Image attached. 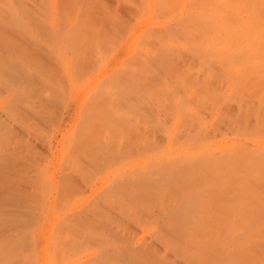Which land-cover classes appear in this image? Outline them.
Listing matches in <instances>:
<instances>
[{"label": "rangeland", "instance_id": "rangeland-1", "mask_svg": "<svg viewBox=\"0 0 264 264\" xmlns=\"http://www.w3.org/2000/svg\"><path fill=\"white\" fill-rule=\"evenodd\" d=\"M0 264H264V0H0Z\"/></svg>", "mask_w": 264, "mask_h": 264}, {"label": "bare ground", "instance_id": "bare-ground-1", "mask_svg": "<svg viewBox=\"0 0 264 264\" xmlns=\"http://www.w3.org/2000/svg\"><path fill=\"white\" fill-rule=\"evenodd\" d=\"M227 33V32H226Z\"/></svg>", "mask_w": 264, "mask_h": 264}]
</instances>
